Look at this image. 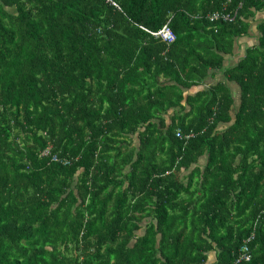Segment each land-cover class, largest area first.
I'll return each instance as SVG.
<instances>
[{"label":"trees","instance_id":"1","mask_svg":"<svg viewBox=\"0 0 264 264\" xmlns=\"http://www.w3.org/2000/svg\"><path fill=\"white\" fill-rule=\"evenodd\" d=\"M263 9L0 0V264H264Z\"/></svg>","mask_w":264,"mask_h":264},{"label":"crops","instance_id":"2","mask_svg":"<svg viewBox=\"0 0 264 264\" xmlns=\"http://www.w3.org/2000/svg\"><path fill=\"white\" fill-rule=\"evenodd\" d=\"M248 21H249L248 31L245 34L238 37L236 41H234L232 53L227 55L224 59V65L226 67H230L236 64L238 60L246 54V51L250 47H255L258 45L260 33L257 27L262 21H264V9L257 11L253 16V18L249 19ZM224 81H227L225 79V75L221 72H217L215 76L206 78V80L200 85L188 89H184V97L186 98V96L195 94L197 91L201 89L207 88L218 82H224ZM229 87L233 97H235V100L237 102L239 95V87L232 82L229 83ZM209 260L214 261L215 255L213 256V258L209 257Z\"/></svg>","mask_w":264,"mask_h":264},{"label":"built area","instance_id":"3","mask_svg":"<svg viewBox=\"0 0 264 264\" xmlns=\"http://www.w3.org/2000/svg\"><path fill=\"white\" fill-rule=\"evenodd\" d=\"M209 21H215L217 19H223V20H229L231 16L227 13H219V12H213L208 15ZM152 35L161 38L167 43H171L175 40V33L173 32L172 28L168 23H165L161 28H159L157 31H152ZM48 151L46 150L43 155H46ZM52 159H57L55 156L52 157ZM250 257L249 249L247 245L244 243L240 247V253H239V259L238 260H248Z\"/></svg>","mask_w":264,"mask_h":264},{"label":"rangeland","instance_id":"4","mask_svg":"<svg viewBox=\"0 0 264 264\" xmlns=\"http://www.w3.org/2000/svg\"><path fill=\"white\" fill-rule=\"evenodd\" d=\"M143 224H144V223H143ZM213 256H214V253H213V252H210V253H209V257H210V258H213Z\"/></svg>","mask_w":264,"mask_h":264}]
</instances>
